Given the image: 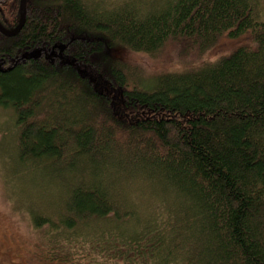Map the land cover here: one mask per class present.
<instances>
[{
  "label": "trees",
  "instance_id": "1",
  "mask_svg": "<svg viewBox=\"0 0 264 264\" xmlns=\"http://www.w3.org/2000/svg\"><path fill=\"white\" fill-rule=\"evenodd\" d=\"M165 49L186 67L134 63ZM0 107L47 264H264V0H25Z\"/></svg>",
  "mask_w": 264,
  "mask_h": 264
},
{
  "label": "rangeland",
  "instance_id": "2",
  "mask_svg": "<svg viewBox=\"0 0 264 264\" xmlns=\"http://www.w3.org/2000/svg\"><path fill=\"white\" fill-rule=\"evenodd\" d=\"M235 43L225 39L209 53V61L227 54ZM125 60H131L136 56L122 55ZM184 58L165 49L156 59L151 60L145 56L134 58L147 72L174 71L186 67ZM186 61V60H185ZM194 65L195 61L189 62ZM13 114L10 109L0 107V264H47L44 260L41 233H38L29 225L26 215L16 209L15 195L12 193V185L6 177L7 154L11 148L12 135L14 133ZM30 189V188H29Z\"/></svg>",
  "mask_w": 264,
  "mask_h": 264
},
{
  "label": "water",
  "instance_id": "3",
  "mask_svg": "<svg viewBox=\"0 0 264 264\" xmlns=\"http://www.w3.org/2000/svg\"><path fill=\"white\" fill-rule=\"evenodd\" d=\"M24 19H25V0H20V18H19L17 26L12 30H5L0 25V32L7 36L15 35L16 33L20 31L21 27L23 26Z\"/></svg>",
  "mask_w": 264,
  "mask_h": 264
},
{
  "label": "bare ground",
  "instance_id": "4",
  "mask_svg": "<svg viewBox=\"0 0 264 264\" xmlns=\"http://www.w3.org/2000/svg\"><path fill=\"white\" fill-rule=\"evenodd\" d=\"M19 21V20H18ZM17 26V25H16Z\"/></svg>",
  "mask_w": 264,
  "mask_h": 264
}]
</instances>
